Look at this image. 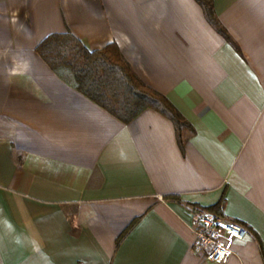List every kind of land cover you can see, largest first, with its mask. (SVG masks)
<instances>
[{"label": "crops", "instance_id": "obj_1", "mask_svg": "<svg viewBox=\"0 0 264 264\" xmlns=\"http://www.w3.org/2000/svg\"><path fill=\"white\" fill-rule=\"evenodd\" d=\"M0 0V264H212L195 208L244 225L223 264H264V0ZM116 43L190 126L128 124L37 52ZM211 210V209H210ZM213 211V210H212Z\"/></svg>", "mask_w": 264, "mask_h": 264}, {"label": "trees", "instance_id": "obj_2", "mask_svg": "<svg viewBox=\"0 0 264 264\" xmlns=\"http://www.w3.org/2000/svg\"><path fill=\"white\" fill-rule=\"evenodd\" d=\"M209 21L225 36L212 0H198ZM37 52L51 69L68 84L125 124L146 109H155L170 118L183 145L189 122L169 98L146 84L123 57L116 43L90 50L72 32L51 33L37 46ZM224 198L210 209L221 213Z\"/></svg>", "mask_w": 264, "mask_h": 264}, {"label": "built area", "instance_id": "obj_3", "mask_svg": "<svg viewBox=\"0 0 264 264\" xmlns=\"http://www.w3.org/2000/svg\"><path fill=\"white\" fill-rule=\"evenodd\" d=\"M195 249L207 262L223 264L234 253V244L244 240L247 228L208 208H195Z\"/></svg>", "mask_w": 264, "mask_h": 264}]
</instances>
